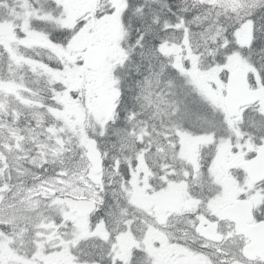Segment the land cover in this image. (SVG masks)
I'll list each match as a JSON object with an SVG mask.
<instances>
[{
    "label": "snow or ice",
    "instance_id": "snow-or-ice-1",
    "mask_svg": "<svg viewBox=\"0 0 264 264\" xmlns=\"http://www.w3.org/2000/svg\"><path fill=\"white\" fill-rule=\"evenodd\" d=\"M0 264H264V0H0Z\"/></svg>",
    "mask_w": 264,
    "mask_h": 264
}]
</instances>
